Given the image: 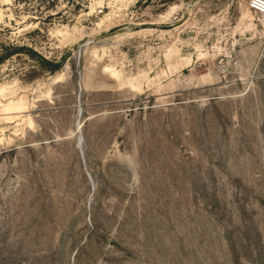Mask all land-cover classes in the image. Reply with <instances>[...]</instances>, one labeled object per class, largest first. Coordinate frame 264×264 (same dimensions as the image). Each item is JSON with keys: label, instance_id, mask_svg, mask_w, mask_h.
<instances>
[{"label": "rangeland", "instance_id": "rangeland-1", "mask_svg": "<svg viewBox=\"0 0 264 264\" xmlns=\"http://www.w3.org/2000/svg\"><path fill=\"white\" fill-rule=\"evenodd\" d=\"M247 1L0 0V264H264Z\"/></svg>", "mask_w": 264, "mask_h": 264}, {"label": "built area", "instance_id": "built-area-1", "mask_svg": "<svg viewBox=\"0 0 264 264\" xmlns=\"http://www.w3.org/2000/svg\"><path fill=\"white\" fill-rule=\"evenodd\" d=\"M247 5L254 16L264 18V0H248Z\"/></svg>", "mask_w": 264, "mask_h": 264}, {"label": "water", "instance_id": "water-1", "mask_svg": "<svg viewBox=\"0 0 264 264\" xmlns=\"http://www.w3.org/2000/svg\"><path fill=\"white\" fill-rule=\"evenodd\" d=\"M80 154H81V151H80ZM81 158H82V156H81ZM86 174H87V177L89 178L90 182L92 183V178H91L90 174L88 172H86Z\"/></svg>", "mask_w": 264, "mask_h": 264}, {"label": "trees", "instance_id": "trees-1", "mask_svg": "<svg viewBox=\"0 0 264 264\" xmlns=\"http://www.w3.org/2000/svg\"><path fill=\"white\" fill-rule=\"evenodd\" d=\"M43 63H47L45 60H41Z\"/></svg>", "mask_w": 264, "mask_h": 264}]
</instances>
